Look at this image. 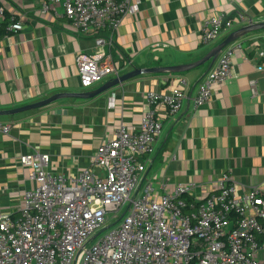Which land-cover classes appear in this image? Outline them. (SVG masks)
I'll return each instance as SVG.
<instances>
[{
    "label": "crops",
    "instance_id": "0c3cea01",
    "mask_svg": "<svg viewBox=\"0 0 264 264\" xmlns=\"http://www.w3.org/2000/svg\"><path fill=\"white\" fill-rule=\"evenodd\" d=\"M1 1L8 10L25 11L29 26L0 40V111L59 92L85 91L75 58L79 52L93 50V37L78 33L65 19L41 14L40 0ZM133 2L134 12L122 18L113 36L112 59L122 65L120 74L135 67L197 61L231 32L224 31L209 44L201 43L200 27L214 14L234 19L244 13L254 23L264 21V0ZM237 40L247 59L233 56L235 77L213 85L210 100L199 107L193 106L192 98L197 82L213 66L209 62L181 73L138 75L90 99L65 98L0 115V124L10 125L7 133L0 129V215L16 214L23 192L34 184L28 168L19 162L21 155L46 152L51 171L76 173L119 126L136 128L147 108L148 91H167L180 77L186 80L187 97L180 110L164 120L144 178L157 189L161 183L166 189L179 182L201 183L198 194L204 196L227 173L242 184L241 190L257 185L264 196V54L259 55L264 52V29Z\"/></svg>",
    "mask_w": 264,
    "mask_h": 264
},
{
    "label": "built area",
    "instance_id": "2783aa9c",
    "mask_svg": "<svg viewBox=\"0 0 264 264\" xmlns=\"http://www.w3.org/2000/svg\"><path fill=\"white\" fill-rule=\"evenodd\" d=\"M135 8L133 0H40L41 14L65 19L93 37V50L75 58L82 89L120 75L122 65L112 59L113 36ZM27 19L25 11L8 10L0 0V40L26 29ZM252 23L244 13L234 19L214 14L200 27L201 43ZM237 39L222 48L197 82L194 107L210 100L213 85L235 77L233 56L247 59ZM175 79L167 91H148L136 128L119 126L82 170L51 171L46 152L19 157L34 184L23 192L16 214L0 215V264H264L260 187L241 190L242 184L223 173L216 189L202 196L201 183L179 182L170 189L161 183L157 189L143 176L164 120L187 97L186 80ZM9 127L0 124L5 133Z\"/></svg>",
    "mask_w": 264,
    "mask_h": 264
},
{
    "label": "water",
    "instance_id": "95a60500",
    "mask_svg": "<svg viewBox=\"0 0 264 264\" xmlns=\"http://www.w3.org/2000/svg\"><path fill=\"white\" fill-rule=\"evenodd\" d=\"M264 29V21L252 23L250 25L242 26L238 29L231 31L228 35H226L219 43L214 45L203 57L188 64H179V65H170V66H154V67H147V68H138L135 67L132 70L120 74L119 76L113 77L107 81H105L100 86L89 89L85 91L79 92H59L55 93L49 97H46L42 100L26 104L17 108L9 109V110H1L0 115L5 114H14L18 112H23L27 110H32L36 108H40L43 106H47L55 101L65 98H77V99H90L93 98L114 86L123 83L124 81L136 77L142 74H152V73H181L188 71L190 69L196 68L206 62H209L210 66L213 65L217 56L219 55L220 51L223 47H225L230 42L234 41L235 39L243 36L246 33L252 32L254 30ZM208 71V70H207ZM206 71V72H207ZM205 72V73H206ZM202 75V77L205 75ZM103 230V229H102Z\"/></svg>",
    "mask_w": 264,
    "mask_h": 264
},
{
    "label": "rangeland",
    "instance_id": "374dc122",
    "mask_svg": "<svg viewBox=\"0 0 264 264\" xmlns=\"http://www.w3.org/2000/svg\"><path fill=\"white\" fill-rule=\"evenodd\" d=\"M126 206V205H125Z\"/></svg>",
    "mask_w": 264,
    "mask_h": 264
}]
</instances>
